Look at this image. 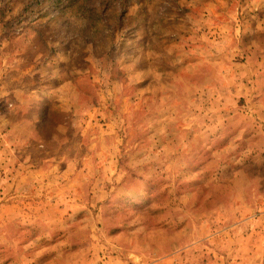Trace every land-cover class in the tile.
I'll use <instances>...</instances> for the list:
<instances>
[{
  "label": "rangeland",
  "instance_id": "1",
  "mask_svg": "<svg viewBox=\"0 0 264 264\" xmlns=\"http://www.w3.org/2000/svg\"><path fill=\"white\" fill-rule=\"evenodd\" d=\"M259 241L264 0H0V264Z\"/></svg>",
  "mask_w": 264,
  "mask_h": 264
},
{
  "label": "crops",
  "instance_id": "2",
  "mask_svg": "<svg viewBox=\"0 0 264 264\" xmlns=\"http://www.w3.org/2000/svg\"><path fill=\"white\" fill-rule=\"evenodd\" d=\"M249 252L251 253L249 255ZM249 252L244 255L245 263L242 261L240 263L234 262L233 264H253L256 262L258 256H260V263L264 264V243L262 244L259 241V244H253V247L249 249ZM248 260V263L246 262ZM71 264H123L122 260L117 256H109L106 255L103 259L96 254H92L90 252H85L83 255V259L78 262V260H73ZM231 264V263H229Z\"/></svg>",
  "mask_w": 264,
  "mask_h": 264
}]
</instances>
